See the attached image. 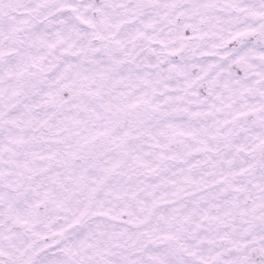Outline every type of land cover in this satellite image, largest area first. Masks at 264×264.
<instances>
[{
  "label": "snow or ice",
  "instance_id": "snow-or-ice-1",
  "mask_svg": "<svg viewBox=\"0 0 264 264\" xmlns=\"http://www.w3.org/2000/svg\"><path fill=\"white\" fill-rule=\"evenodd\" d=\"M0 264H264V0H0Z\"/></svg>",
  "mask_w": 264,
  "mask_h": 264
}]
</instances>
